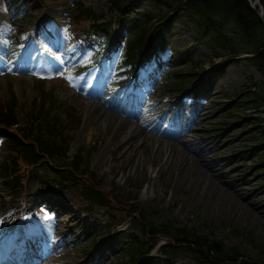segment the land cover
Here are the masks:
<instances>
[{"label":"rangeland","instance_id":"374dc122","mask_svg":"<svg viewBox=\"0 0 264 264\" xmlns=\"http://www.w3.org/2000/svg\"><path fill=\"white\" fill-rule=\"evenodd\" d=\"M78 1L20 0L16 7L24 6V17L17 21L16 25L20 30L24 28V36L32 32L30 36L36 43L44 41L45 53H52L53 41L63 43L66 39V37L62 38L64 32L69 34L71 48H78L84 41L81 33L88 27L89 21L74 22L68 20L65 15ZM81 1L97 12H108L105 0ZM4 9V3L0 0V13L5 15ZM134 11L133 15L137 16L138 20L150 15L147 5L144 4L136 5ZM27 13L38 17L29 20L25 15ZM1 19L0 16V23ZM39 25L41 29L37 32ZM44 29L47 30L48 36L44 35ZM168 34L169 39L172 40L171 47L185 48L186 56L190 60L205 61L204 73L194 85L195 95L172 102V99L159 94V88L156 94L150 92L147 96L146 89H140L139 92L128 97L130 100L134 99V102L145 103L151 112L154 111L153 114L164 118L165 125L169 124L173 127L176 125L183 127L186 123H190L195 108H204L201 116L193 119L191 128L184 131L192 132L190 136L183 139L177 148L181 150L186 148L189 152L203 147L205 148L204 160L194 162L189 170H185V167L176 169L167 167L168 152H165V148H158V152L154 153L161 142L158 144L157 141H151V137L146 139L136 137V142L131 145L130 141L125 140L128 137V131H118L114 134L118 112L113 106L109 110L100 105L107 97L96 99L94 103L89 101L81 90L72 86L70 90L62 81H55L62 95L68 98L81 116L80 127L72 133L70 151H74L78 146L93 145L94 149L89 159L90 169L100 179L101 189L114 190L123 203L135 201L143 206H151L155 211V220L169 218L177 223H188L216 239H223L227 245L238 246L249 256L264 259V170L257 171L258 169L253 167V164H257L256 153L250 145L252 141H256L253 139L255 137L253 131L248 128L241 129L245 125V119L241 118L242 116L264 118V106L259 109L249 108L248 105L253 104V101L246 102L241 98L248 90H252L253 86L260 85L263 75L256 67L244 61H223L221 58H214L208 45L203 41L193 40L192 29L185 25L174 26ZM38 53L41 54V50ZM210 62L221 63L218 67L220 69L215 71L217 66L209 65ZM165 65L160 62L158 68ZM51 74L58 75L59 72ZM211 74L213 75L209 78ZM30 80L32 79L0 78V100L3 102L11 96V92H14L17 104L22 102L21 105L26 103L27 107L32 106L36 100V90L32 88ZM149 80L151 79L147 76L143 84L146 86ZM91 84L94 85V83ZM120 138L123 141L122 147H120L121 141H116ZM121 149L127 150L128 157H121ZM131 154L133 155L129 156ZM154 154L159 155V159L152 162L151 158ZM260 162L263 167L264 162L261 160ZM209 164L214 170L208 171L211 169ZM255 171H257L256 174H254ZM65 192H67V198L64 200L58 196V193L56 196L47 194L31 196L30 194L25 199L28 206H35L32 212H37L39 205L47 208L50 206L53 209L55 202H62V204L58 203L57 213L54 210H48L45 218L38 219L39 227L44 232V238L41 240L43 247L46 246V239L53 235L51 229H48L49 225H53L52 216L61 215L62 224L68 225L73 219L69 218L66 212L68 210L78 212L84 206L79 193L74 190ZM50 198L54 200L51 201ZM4 199L0 197L2 207L5 204ZM42 201L45 202L37 204ZM85 220L89 221L86 228L96 227L97 232H80L81 229L77 225L79 223L73 221L76 228L73 230L75 234L71 237L78 238L71 242L68 248L54 251L59 261L64 258L68 262L81 259L90 247L88 242L99 237V228L105 229L94 220L92 214ZM98 220L103 221V218L99 217ZM64 229L69 230L70 227H64ZM117 233L119 234L117 239L113 235L106 239L105 248L96 257V263L119 264L124 260L118 250H122L127 239L126 227L119 226ZM58 241L59 238H54L53 246ZM189 260L187 255L179 253L173 262L188 264Z\"/></svg>","mask_w":264,"mask_h":264},{"label":"trees","instance_id":"16d2710c","mask_svg":"<svg viewBox=\"0 0 264 264\" xmlns=\"http://www.w3.org/2000/svg\"><path fill=\"white\" fill-rule=\"evenodd\" d=\"M116 9L126 8L128 0H110ZM150 2L151 0H143V2ZM172 3L166 13L161 16L164 22H169L171 19L179 16H187L191 19L195 27L202 30L204 33L211 32L221 43H225L229 48L230 56L238 52L237 44H234L236 37L243 38L242 40L254 44L251 50L254 55L246 60L250 63L256 64L264 71V25L254 10L250 8L246 0H158ZM263 7L264 15V0H260ZM226 20H232L235 31L226 36L222 26ZM156 28L154 23L148 20L143 23L139 30L130 39V51L132 54L142 51V46L145 41H150ZM155 36V34H154ZM149 37V38H148ZM44 146L48 145V139H40ZM77 162L83 163L80 155L76 157ZM86 170V169H85ZM84 170V171H85ZM94 201L99 203H109L106 195L100 191L95 190L91 193ZM146 211L140 213L146 219ZM144 229H148L149 233L163 232L175 236V239L180 237L182 243L192 247L195 257L200 261H206L207 264H264L263 261L251 258L236 248H229L224 245L222 241L209 238L203 234H197L194 230L185 227L173 228L169 224L164 223L161 226L153 227L151 224L144 223Z\"/></svg>","mask_w":264,"mask_h":264},{"label":"bare ground","instance_id":"6f19581e","mask_svg":"<svg viewBox=\"0 0 264 264\" xmlns=\"http://www.w3.org/2000/svg\"><path fill=\"white\" fill-rule=\"evenodd\" d=\"M155 118H151V119H147L145 121H139L138 123H136L133 126L129 125L125 120H122L120 118H116V128L114 129V134H117L118 131L120 132H124L126 131V129H128L129 135L128 137L125 139L127 142L130 141V144L132 145L135 140L132 139L133 137L136 136H149L151 134H153L156 129H155V125H152V121H154ZM165 132V133H164ZM164 132H161V135L164 137H166L167 139H165L166 144L165 145H158L157 148L155 149L154 153L158 152V148L160 149H164L165 148V152L167 153V163H169V165L167 167L169 168H173L176 169L177 167H185V170H189L190 167H192V165H194V161H193V155L190 154V152L186 153L184 151H180L179 149H177L175 146L178 145V138L177 135L175 134H171L168 132V130H164ZM176 137V138H175ZM121 141L120 139H116V141ZM163 140V139H162ZM122 143L123 141H121V145L120 147H122ZM140 151V150H139ZM204 149H202L201 151L195 153L197 155V157L203 158L205 155L203 153ZM121 152V157H128L126 156L127 150H120ZM196 152V151H195ZM133 154L129 155L132 156ZM139 160L141 159V154H138ZM159 159V155L154 154L153 157L151 158L152 162H155ZM130 163V162H129Z\"/></svg>","mask_w":264,"mask_h":264}]
</instances>
